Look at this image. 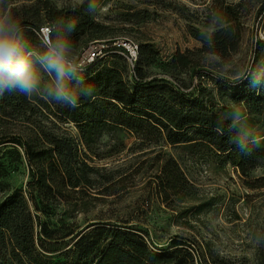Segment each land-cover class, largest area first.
I'll list each match as a JSON object with an SVG mask.
<instances>
[{
	"label": "rangeland",
	"instance_id": "obj_1",
	"mask_svg": "<svg viewBox=\"0 0 264 264\" xmlns=\"http://www.w3.org/2000/svg\"><path fill=\"white\" fill-rule=\"evenodd\" d=\"M260 1L263 0H18L14 4L24 5L23 8L10 14L38 24L36 34L41 43L44 36L40 27L51 26L48 8L69 12L70 18L83 19L90 27L92 23L93 28L80 35L70 53L72 62L84 65L85 69L88 62H83L84 52L92 44L98 47L97 57L106 49L116 48L112 42L119 37L138 45L148 44L145 53L148 63L141 66L146 79L163 77L173 86L179 85L188 93L185 107L202 110V116L216 123L237 121L246 127L242 139L257 140L264 137V106L261 114L250 115L239 98L243 84L257 87L255 81L264 71V44L257 42L264 40L261 38L264 10H259ZM136 10H147L149 17L140 23L123 22L128 12ZM226 11L231 12L233 21L224 22ZM229 24L233 32H239L233 50L223 55L199 51L203 42L193 35V30L205 34ZM232 36L234 40V33ZM177 50L194 51L192 60L197 64L185 69L171 68L167 63ZM125 64L128 74H132L126 58ZM140 113L151 117L147 111ZM243 113L237 120L236 114ZM37 119L44 129L56 135L64 132L77 136L73 122L52 125L40 117ZM142 125L150 143L141 146V150L133 148V143L139 140L137 135L126 129L103 132L94 144L98 152L108 155L88 160L99 168V173L90 177L126 174L113 186L115 193L90 192L81 196L63 192L50 202L49 213L42 215L46 220L42 228L50 237L48 241L57 236L63 241L44 245L47 254L54 260L63 259L57 252L68 248L76 235L91 229L95 222H109L136 224L153 249L170 250L173 239L181 240L190 246L196 264H264V181H257L264 167L242 173L232 158L201 139L193 124L175 129L165 123L161 133ZM28 126L19 118L12 119L3 129L10 135L26 131ZM160 147L177 162L187 180L188 194L179 197L171 190L164 199L158 186L160 180L156 178L160 173L159 161L154 157ZM261 147L263 156L259 160L264 162V142ZM5 148H1L0 154ZM2 158L10 159L11 154L4 152ZM2 181L0 199L13 188L27 191L29 176L25 163L12 161ZM32 193L33 202L29 205L40 213L39 194ZM69 229L72 232L66 235ZM35 230L41 231V225ZM11 248L6 237L0 239V264H17Z\"/></svg>",
	"mask_w": 264,
	"mask_h": 264
},
{
	"label": "trees",
	"instance_id": "obj_2",
	"mask_svg": "<svg viewBox=\"0 0 264 264\" xmlns=\"http://www.w3.org/2000/svg\"><path fill=\"white\" fill-rule=\"evenodd\" d=\"M17 1L3 0L0 10L12 13L17 8H23L24 5L14 4ZM259 10H264V0L260 1ZM230 13H223L225 23L233 21L234 17ZM47 17L51 24L49 27L54 29L49 34L52 39L68 33L69 22L76 24L75 31L68 33L72 48L76 46L85 30L93 28L92 23L90 27L85 20L70 18L69 12L62 10L48 8ZM148 17L147 10H136L128 12L123 22L140 23ZM19 21L28 46L42 48L37 35L39 25L25 20ZM192 33L203 42L199 51L215 52L219 55L233 50L235 42L239 40V32H233L231 24L211 32V42L206 38L208 32L202 34L193 30ZM257 42L264 44L261 39ZM147 46L145 43L138 45L135 61L132 65L128 63L132 74H128L125 58L119 53L122 51L119 48L106 49L102 56L96 55L88 62L84 79L93 86V93L90 97L82 98L77 108L65 107L62 103L46 98L42 92L34 93L31 97H26L18 91H5L0 95V150L6 147L0 154V192L4 188L2 178L12 161L24 162L29 176L27 191L20 187L13 188L0 199V239L6 237L9 240L12 246L11 254L17 264H196L190 246L181 240L173 239L170 250L155 247L153 249L136 228V224L121 225L109 222H95L91 229L76 235V239L68 248L57 252L63 259L54 260L51 254H47L48 250L44 245L63 241L60 240L61 236L51 238L55 239L52 242L48 241L50 237L44 234L42 228L46 224L42 215L49 213V204L54 198L63 192L81 196H87L90 192L113 194V186L126 177L124 172L117 175L119 177H90V174L97 175L99 168L88 160L93 161V156L100 158L108 155L107 152H98L94 147L98 137L108 130L126 129L137 135L139 140L133 143V148H140L145 143H150L149 136L142 132L141 124L154 128L159 133L165 123L175 129L193 124L192 126L197 127L200 138L213 144L226 157L232 158L233 164L242 173L257 166L264 167V162L259 160L263 156L261 145L264 137L257 140L252 137L242 139L241 136L246 131L244 125H239L237 121L216 123L207 119L202 116V110L185 107L184 99L188 97V93L179 85L173 86L163 77L145 78L141 66L148 63L145 58ZM193 55L194 51L177 50L167 64L171 68L180 69L195 66L197 63L192 60ZM196 77L197 74L195 79ZM42 79L46 82L47 74H43ZM260 80H264V71L258 81ZM243 85L239 99L245 102L247 114H261L264 106V84H258L257 87L254 84L248 87L247 83ZM136 109L137 112L134 111ZM143 110L149 112L151 117L147 118L140 113ZM243 115L244 113L239 117ZM37 117L52 125L57 122H73L77 136L73 137L64 132L56 135L44 129ZM19 118L29 124L26 131L7 135L3 126L12 119ZM241 140L246 144L245 149L237 147ZM4 152L11 154V158L3 159ZM154 157L159 161L160 173L156 178L160 180L158 186L162 189L164 199L171 190L179 197L184 193L188 194L185 192L187 180L177 162L168 156L162 147ZM159 158H162L161 162ZM260 180L264 181V172L257 178V181ZM32 192L39 194L40 213H37L36 208L32 210L29 205L30 201L33 202ZM40 225L41 231L37 232L35 228ZM71 232L72 229H69L66 235Z\"/></svg>",
	"mask_w": 264,
	"mask_h": 264
},
{
	"label": "clouds",
	"instance_id": "obj_3",
	"mask_svg": "<svg viewBox=\"0 0 264 264\" xmlns=\"http://www.w3.org/2000/svg\"><path fill=\"white\" fill-rule=\"evenodd\" d=\"M75 28L74 22L68 23V33ZM44 31L51 34L54 29L46 27ZM68 33L55 39L49 35L42 42V48H30L21 22L6 10H0V95L5 91H18L31 97L42 92L46 98L69 108L79 107L82 98L90 97L93 86L88 80L85 82V66L70 59L72 42ZM206 38L211 42L212 33H207ZM43 74H47L46 82L42 79ZM255 83L264 84V80ZM238 118L239 114H236ZM237 147L245 149L246 144L241 140Z\"/></svg>",
	"mask_w": 264,
	"mask_h": 264
},
{
	"label": "built area",
	"instance_id": "obj_4",
	"mask_svg": "<svg viewBox=\"0 0 264 264\" xmlns=\"http://www.w3.org/2000/svg\"><path fill=\"white\" fill-rule=\"evenodd\" d=\"M45 27L40 28L41 34L44 36V40L48 38V33L44 31ZM261 38L264 39V29L261 32ZM112 44L116 47L121 49L122 51H119L124 57L126 58L127 62L132 65L137 57L138 52V43L128 39L126 37H119L116 38ZM96 55H98V47L97 45H91L89 46L83 56V62H90Z\"/></svg>",
	"mask_w": 264,
	"mask_h": 264
}]
</instances>
